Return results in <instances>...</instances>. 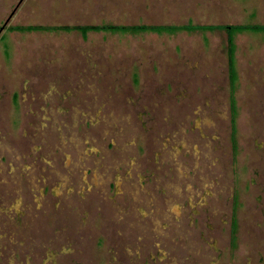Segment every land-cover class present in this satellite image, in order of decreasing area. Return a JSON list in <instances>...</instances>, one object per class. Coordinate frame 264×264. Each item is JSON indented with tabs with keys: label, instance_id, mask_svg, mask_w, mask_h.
Masks as SVG:
<instances>
[{
	"label": "rangeland",
	"instance_id": "rangeland-1",
	"mask_svg": "<svg viewBox=\"0 0 264 264\" xmlns=\"http://www.w3.org/2000/svg\"><path fill=\"white\" fill-rule=\"evenodd\" d=\"M236 26L264 0L21 2L0 264H264V31Z\"/></svg>",
	"mask_w": 264,
	"mask_h": 264
},
{
	"label": "trees",
	"instance_id": "trees-1",
	"mask_svg": "<svg viewBox=\"0 0 264 264\" xmlns=\"http://www.w3.org/2000/svg\"><path fill=\"white\" fill-rule=\"evenodd\" d=\"M148 28H151V27H148ZM147 27H132V28H128V30H136V29H148ZM151 29H158L156 27H152ZM234 29V28H233ZM235 29H238V30H252V31H264V26H252V27H243V26H236ZM82 31H85V28H81ZM228 32H230V30H228ZM230 73L232 72V63H231V59H230V62H229V67H228Z\"/></svg>",
	"mask_w": 264,
	"mask_h": 264
},
{
	"label": "flooded vegetation",
	"instance_id": "flooded-vegetation-1",
	"mask_svg": "<svg viewBox=\"0 0 264 264\" xmlns=\"http://www.w3.org/2000/svg\"><path fill=\"white\" fill-rule=\"evenodd\" d=\"M22 1L23 0H19L17 2V4L14 6L13 10L9 13L8 17L3 21L2 25L0 26V34L6 28V26L9 24L10 19H12V17L15 14V11L17 10L18 6L21 4Z\"/></svg>",
	"mask_w": 264,
	"mask_h": 264
}]
</instances>
